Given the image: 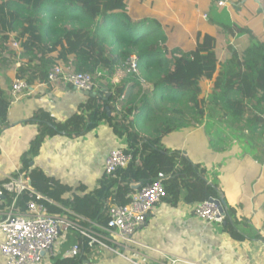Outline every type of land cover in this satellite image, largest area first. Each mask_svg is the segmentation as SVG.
Segmentation results:
<instances>
[{"label":"trees","instance_id":"1","mask_svg":"<svg viewBox=\"0 0 264 264\" xmlns=\"http://www.w3.org/2000/svg\"><path fill=\"white\" fill-rule=\"evenodd\" d=\"M224 28L233 33L229 27ZM166 41L157 23L132 24L127 19L126 0H0V59L2 55L10 61L19 56L30 58L13 73V79L30 85L48 82L50 69L63 66L74 54L75 71L95 75L96 70L102 69L114 74L118 67L125 71L126 82L133 81L140 87L139 97L128 106L120 104L125 99L124 82L112 86L113 90L96 87L94 94L66 119L38 109L28 120L38 129L21 157L20 173L29 179L34 190L57 203L48 205L50 212L66 214L62 208L67 209L105 228L110 205L128 203L133 193L151 183L160 172L165 176L164 201L172 205L224 198L223 191L208 181L202 164L193 162L183 151L170 150L163 138L192 126L204 118L206 109L212 110L210 107L222 111L227 125L240 124L249 136L259 134L264 128V43L255 40L242 52L230 45L229 58L220 61L214 34L200 33L197 46L189 52L170 50ZM13 42L18 43L17 49L10 48ZM132 54L138 59L135 73L127 71L125 65ZM206 81L213 82L209 100L201 95L202 83ZM143 83L149 88L144 89ZM10 105L0 83L2 127L9 125ZM141 116L156 121L155 132L145 133L137 126V117ZM104 121L127 142V151L133 153L134 160L119 168L115 176L104 174L95 189L87 191L83 184L70 186L32 164L48 137L83 136ZM71 192L73 196L68 197ZM29 201L28 192L3 190L0 212L25 211ZM236 212L235 207L226 205L223 228L232 237L243 239ZM82 224L88 226L86 222ZM96 230L105 233L100 228ZM75 232L79 235L76 255L64 257L65 249L52 255L50 264H83L87 260L92 247L86 237Z\"/></svg>","mask_w":264,"mask_h":264},{"label":"crops","instance_id":"2","mask_svg":"<svg viewBox=\"0 0 264 264\" xmlns=\"http://www.w3.org/2000/svg\"><path fill=\"white\" fill-rule=\"evenodd\" d=\"M220 1L226 3L219 5ZM126 16L132 24L157 23L170 50L189 52L197 46L200 33L214 34L220 61L229 58L230 45L242 52L255 40L264 43V0H126ZM225 26L233 33H228ZM10 48L15 49L12 45ZM29 59L19 56L10 61L5 55L0 59V83L11 100L9 125L0 130V181L22 169L21 157L38 129L35 123L28 122L36 110L44 109L57 119H66L90 96L60 80L30 85L19 100L14 99L10 94L12 75ZM74 60L75 55L70 54L63 65L66 71L75 70ZM97 73L103 78H96L95 83L104 90L111 89L112 84H124L127 78L118 67L114 74L102 69L96 70ZM112 79L117 80L116 84ZM142 86L149 88L146 83ZM125 87L121 106L132 104L140 93V87L133 81L126 82ZM202 87L201 95L209 100L213 82H203ZM211 121L205 114L196 125L167 134L163 142L170 150L183 151L206 168L208 181L223 191L227 206L236 208L237 226L244 238L232 237L223 224L198 218L193 212L194 204L180 201L172 205L164 201L133 240L113 239L107 231L100 234L96 230L100 243L83 264H103L104 260L106 264H133L136 260L162 264L166 255L179 258V264H264V128L249 136L240 124H224L226 136L215 139L219 134ZM126 144L104 121L83 136L48 137L33 164L70 186L83 184L90 191L104 176L110 151ZM67 196L72 197L73 193ZM4 213L5 210L0 212V221ZM77 235L73 230L63 234L56 245L57 252L66 249L67 253L78 245ZM0 264H6L1 251ZM43 264H50L49 258Z\"/></svg>","mask_w":264,"mask_h":264},{"label":"built area","instance_id":"3","mask_svg":"<svg viewBox=\"0 0 264 264\" xmlns=\"http://www.w3.org/2000/svg\"><path fill=\"white\" fill-rule=\"evenodd\" d=\"M225 3L220 1L219 5ZM12 46L17 49L18 43L13 42ZM125 65L127 71L138 72L137 56L130 55ZM60 80L81 91H93L96 86L93 74L75 70L66 71L62 65H56L49 71V81ZM112 81L116 84L117 80L112 79ZM112 86L115 87L113 84ZM29 89V82L16 78L13 79L10 94L14 99L19 100ZM1 128L0 121V130ZM126 146L127 144L121 145L110 151L104 165L105 175L115 176L119 168L133 162V153L128 152ZM16 173L4 177L0 185V195L3 190L14 193L28 192L30 201L25 211L15 212L9 209L5 211L0 221V232L3 234L0 251L6 264H43L46 257L50 262V257L57 253L56 245L61 242L62 235L71 230H76L81 236L86 237L90 247L100 243L96 228L107 231L113 239L133 240L132 237L147 222L149 216L156 212L158 205L163 203L167 196L163 183L165 176L160 172L151 183L133 193L128 203H112L108 212V225L102 228L67 209L62 208L66 214L50 212L48 205H57V203L34 190L29 179L20 171ZM193 212L201 220L210 223L223 224L225 217V212H222L219 205L211 200L194 204ZM83 222L88 223V226L82 224ZM70 251L76 255L79 251L78 245H74ZM179 261V258L166 255L162 264H179ZM133 264L145 263L136 260Z\"/></svg>","mask_w":264,"mask_h":264},{"label":"rangeland","instance_id":"4","mask_svg":"<svg viewBox=\"0 0 264 264\" xmlns=\"http://www.w3.org/2000/svg\"><path fill=\"white\" fill-rule=\"evenodd\" d=\"M95 80L97 78V80H101L103 77L99 76L98 73L94 75ZM95 87L94 89L97 87V84L95 83ZM212 110H208L207 116L209 118H211V123L213 124L212 126L215 128L216 133H218L219 135L215 137V139H218V137H223V135L226 136V132L224 131V126L226 125L225 120L222 116V111L218 110L214 107H210ZM199 121H195L193 123V125H196V123ZM137 126L143 130L145 133H153L156 131V128L158 127V124L156 123V121L154 119H148V117L146 116H141V117H137V121H136ZM225 124V125H224ZM192 125V126H193ZM214 141V140H213ZM186 150V149H184ZM100 253V252H99ZM111 256H107L106 258H109ZM86 262V260H85ZM103 264L105 263V260L102 261Z\"/></svg>","mask_w":264,"mask_h":264},{"label":"water","instance_id":"5","mask_svg":"<svg viewBox=\"0 0 264 264\" xmlns=\"http://www.w3.org/2000/svg\"><path fill=\"white\" fill-rule=\"evenodd\" d=\"M86 94L87 95H93L94 94V92L93 91H86ZM109 113H110V109H109ZM33 164V163H32ZM29 183H30V185H31V182L29 181ZM136 188H138V186H136ZM211 201H214V202H216L218 205H219V207H220V210L222 211V212H225V207H226V203H225V201H224V199H221V200H215V199H212ZM75 256V254L73 253V252H71V251H68L67 253H65V255H64V257H74Z\"/></svg>","mask_w":264,"mask_h":264},{"label":"clouds","instance_id":"6","mask_svg":"<svg viewBox=\"0 0 264 264\" xmlns=\"http://www.w3.org/2000/svg\"><path fill=\"white\" fill-rule=\"evenodd\" d=\"M74 231H76V230H74ZM94 247H92V249H93Z\"/></svg>","mask_w":264,"mask_h":264}]
</instances>
